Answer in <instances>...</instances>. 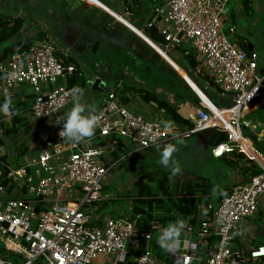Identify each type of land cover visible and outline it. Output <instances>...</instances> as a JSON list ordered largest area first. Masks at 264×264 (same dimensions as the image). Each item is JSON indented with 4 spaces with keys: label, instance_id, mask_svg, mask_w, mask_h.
<instances>
[{
    "label": "built area",
    "instance_id": "obj_1",
    "mask_svg": "<svg viewBox=\"0 0 264 264\" xmlns=\"http://www.w3.org/2000/svg\"><path fill=\"white\" fill-rule=\"evenodd\" d=\"M229 1L151 0L144 19L142 30H155L160 40L153 43L163 53L192 48L195 76L204 84L191 80L204 95L210 87L231 97L225 108L205 105L198 94V106L174 103L178 115L188 122L183 128L169 122L164 108L153 101L154 113L139 110L140 93L123 100L115 85L95 108L99 121L94 136L70 143L59 135L62 125L56 123L72 105L74 86L66 81L75 73V65L68 62L67 49L51 38L35 40L26 51L0 61V102L9 94L17 98L11 117L0 116V250L22 258L17 263L0 254V264H96L93 261L100 254L113 264H198L187 240L182 242L183 252L170 254L171 262L161 259L151 244L159 224L145 211L135 212L131 206L113 214L97 212L93 203L124 159H119L123 153L117 159L111 155L118 140L125 154L161 147L209 128L227 135L211 147L213 157L241 153L257 172L216 203L205 204L201 219L184 222L182 233L208 247L204 264L264 261V241L252 248L236 244L239 235L246 236L245 226L264 199V152L242 132V127L252 128L244 117L253 105H264L260 91L264 74L258 75L259 54L253 46L243 48L225 33ZM13 70L17 78L8 81L5 75ZM15 118L26 120L29 132L24 135L34 143L16 141L14 132H5L23 123H14ZM162 121L172 128L164 129ZM37 129L43 132L41 137ZM104 137L111 140L103 143ZM218 218L222 223H216Z\"/></svg>",
    "mask_w": 264,
    "mask_h": 264
},
{
    "label": "crops",
    "instance_id": "obj_2",
    "mask_svg": "<svg viewBox=\"0 0 264 264\" xmlns=\"http://www.w3.org/2000/svg\"><path fill=\"white\" fill-rule=\"evenodd\" d=\"M150 5L151 0H0V15L4 14L12 18H20L23 21L22 37L33 38V42L35 40L51 38L56 42L57 46L62 49H67L69 52V59L76 64V76L84 79L85 82V86L82 88L84 90L82 102L97 108L101 98L106 93L104 90L107 86H109L110 89L112 86L119 85L117 92L120 93V97L128 96L130 93L139 94L136 90L146 87L142 84H124L123 82L111 79L112 73H110L109 70V62L112 57L109 53L118 50H127L135 54L134 56L138 59L150 60L156 63L159 61L157 65H160L161 61H165L170 65L172 64L178 73L185 77L190 85L194 87V82L189 78L184 69L175 63L170 55L164 53L166 55L165 57L162 50L156 47L157 45L155 46L153 41L145 34L138 33V31L141 32L142 30L143 22L147 17ZM125 8L128 9V12H125ZM259 21H264V0H230L227 4L226 19L223 21V26L225 33L232 42L237 45L239 44L243 48L246 44H250L255 49L256 44L252 42V33L253 27L257 25ZM228 29H233V32L229 33ZM41 33H44V35H41ZM38 34H40V37L37 36ZM95 44L96 47L92 51V47ZM148 50L151 51L150 54H156V59L158 61L151 60L152 55H149ZM255 50L259 54L258 49L256 48ZM59 54L58 52L57 55ZM178 57H180V60L183 62V54H179ZM190 71L195 74V69ZM95 77L101 78V83H104L102 91L99 89L100 85H98V89H91L90 85ZM71 78L72 76H70L66 82L68 83ZM197 80L199 79L197 78ZM86 81H88L89 84H86ZM200 83L203 85V80L200 79ZM130 87L131 89L133 88V90L128 91L126 88ZM158 90L160 89H155V92L162 94V91ZM209 90L213 93L211 95L208 94L209 98L206 97L208 103L205 105H214L218 108H225L231 105L230 96H222L216 89L210 87L205 89V92ZM24 98L29 100V96L26 94H24ZM124 98L125 97H122L123 100ZM140 99L141 101H139L137 105L138 109L143 111L148 110L150 113H154L155 109L150 105L151 101H145L142 97ZM167 99L170 100V97ZM175 103L198 106L199 102L195 104L192 101L189 103L183 100ZM263 115L264 105L262 102H257L244 118L250 122L252 129H254L260 126L261 123H264L261 121ZM167 120L171 122L168 117ZM13 129L16 130V127ZM261 133L262 128H260L257 133L252 132V139L255 140ZM198 140L200 141V139ZM205 146L208 147V145ZM209 146L211 147V145ZM213 158L214 160L221 159L224 162V166L227 167L223 175L224 181L218 185L219 188L223 190V195L234 185L245 182L251 175V164L241 153L233 152ZM141 170L139 171L142 173ZM147 179H149V176L143 178L139 177L133 183L135 185H138L137 183L145 185L144 183ZM192 185H197V205L193 213L188 217H184L176 212L175 205L169 198H166L167 200L163 199L160 203L161 207L164 209V214L161 213V215L155 214V210L159 208H157L155 202H152V209H149L145 203H140V211H145V213L153 216V218L155 217V220L159 224V230L153 234L151 244L155 253L163 260L171 262L170 253L162 251L156 243V237L159 231L176 218L181 219L183 222H197L201 219L204 205L207 203H216L222 196L220 194H213L211 186L207 193H203L201 181H196V183L193 182ZM128 192L129 190L122 191L117 196L115 194L111 196L106 192L105 194L100 193L99 199L95 201L93 205L97 212H103L102 209L105 208L104 201L113 200V202L117 201L115 205L116 208H113V211H124L128 210L131 206L134 207L135 203H138V199L149 198L144 197L145 194H143L142 197L138 194L131 198L127 195ZM150 198L153 200L158 199L153 197ZM145 209H147V211ZM257 213L261 217L262 222H264V199L261 200ZM253 227H255V230H253ZM253 227H251L250 222L249 225L245 226L246 236L243 234L239 235L236 239L237 245L245 248H252L263 242L253 243L257 235H264V225ZM185 240L191 243V248L196 258L194 262L197 263L198 260V264H204L208 256V247L198 243L197 238L194 236L189 237L181 233V244L177 253L184 251L182 242ZM192 244H195L194 248ZM103 260H107L109 264H113L112 260L109 258L104 257L102 261ZM102 264H104V262ZM127 264L132 263L128 262Z\"/></svg>",
    "mask_w": 264,
    "mask_h": 264
},
{
    "label": "rangeland",
    "instance_id": "obj_3",
    "mask_svg": "<svg viewBox=\"0 0 264 264\" xmlns=\"http://www.w3.org/2000/svg\"><path fill=\"white\" fill-rule=\"evenodd\" d=\"M141 33L147 34V30H143ZM252 42L256 44L255 49L257 48L259 51L258 75L260 76L264 74V21H259L258 24L253 27ZM6 44L7 41L1 42L0 49H2ZM184 48L189 49V46L182 47V49ZM182 49H176L172 51L170 53V57L175 61V63H177L188 73V76L192 77V80L195 82L197 81V83L200 84V80H197L195 76L196 73L194 74L191 72L190 69L185 66V64L182 65L183 62L178 58V55L182 53ZM148 52L149 55H152L151 60L158 61L156 59L155 53L150 54V50H148ZM109 55L112 57H110L112 60L110 59L109 62V70L110 73H112L111 79H114L118 82H123L124 84L136 83L137 85L142 84L149 88L160 89L162 91V94H160L162 97L165 99L170 97V100H167L172 106L175 105V102H181L183 100H189L191 102L192 96H190L185 91V85L179 79L181 77L179 76L177 70H175L176 68L171 66L169 63L161 61V64L157 65L159 61L156 63L151 62L150 60L138 59L136 56H134L135 54L127 50L110 52ZM108 89L109 86L106 87L104 92H107ZM207 92L209 95L213 93L210 90ZM129 96L133 98L134 93H130ZM16 99L17 98L14 97L12 98V101L15 102ZM261 121L264 122V116H262ZM23 122H26V120H23ZM260 128L261 125L255 127L254 129H246L242 127L243 135L249 137V139L253 142L254 147H259L261 145L252 139V132L257 133ZM28 132L29 128L27 127V124L21 123L13 133V137L16 141L18 140L22 143H34L35 140L24 135V133ZM42 133L43 132L41 129H37V137H41ZM9 136H11V134H9ZM196 136L197 134L192 136H184L167 143L176 144L178 148V151L174 155L175 159L181 166V171L175 176L171 175L169 169L163 168L157 163L159 158V149L167 144L162 147L142 150L139 152L130 150L132 152L129 151L130 156L127 158L125 155L129 154V152L125 154L123 152V155L119 159L122 157H124V159H122L119 165L111 171L100 193L105 194L106 192L111 196L113 194L117 196L120 194V192L129 190L127 195H129L131 198L135 197L138 195V185H135L133 182L139 177L143 178L149 176V179H147L144 184L148 185L150 194H145L144 197H162L163 195L161 192H156V189L158 180L162 179L164 175L170 183H177L178 190L180 189L182 183L184 184L188 181L196 183V181L200 182L201 179H205L206 182L211 186L212 191L213 187L223 183V175L224 172H226L227 167L224 166V162L221 159L214 160L210 153L212 146L206 147L203 142L200 143ZM246 142L248 143V141ZM36 145L38 146L39 144ZM139 170H141L142 173ZM164 200L167 199L164 198ZM104 202L105 208H103L102 211L104 213H115L113 208H116L115 205L117 201L113 202V200H109ZM156 206L159 208L155 210V214H164L163 207H161L159 203H156ZM249 222L251 227L264 225V222H262L261 217L257 212L249 218ZM253 228V230H255V227ZM261 241H264V235H257L253 243H260ZM6 259L11 261L10 258ZM102 259H104V256L100 254L94 259L93 262L96 264H102L103 262L104 264H109L107 260L102 261ZM258 264H264V261L259 262Z\"/></svg>",
    "mask_w": 264,
    "mask_h": 264
},
{
    "label": "trees",
    "instance_id": "obj_4",
    "mask_svg": "<svg viewBox=\"0 0 264 264\" xmlns=\"http://www.w3.org/2000/svg\"><path fill=\"white\" fill-rule=\"evenodd\" d=\"M23 21L20 18H12L9 15H0V43L7 41V44L0 50V61L5 59L7 56L19 53L22 51H26L29 46L33 43V38L30 37H22L23 31H22ZM151 41L154 43H157L158 40H160V37H158L155 33V30L149 29L147 30V34H145ZM9 41V42H8ZM183 54V64L187 66L190 70H194L196 67V63L194 61L192 48H184L182 49ZM69 63H73L75 65V73L72 75V78L69 80L68 85L74 86V87H80L83 88L85 86L84 79L78 78L77 75V67L76 64L73 61H68ZM188 74V73H187ZM191 79L192 77L189 76ZM181 82L184 83V81L179 78ZM128 91L133 90V88H126ZM135 90V89H134ZM142 95V98L145 101H153L155 102L159 107L164 108L166 111L168 119L175 125L179 126L180 128H183L187 125V121H185L183 118H181L178 113L175 106L170 105L169 101L162 97L160 94L155 92V89L144 87V88H138L136 90ZM205 95L208 97V92H205ZM125 97L124 99L127 100L128 96H122ZM209 98V97H208ZM191 101L195 104L198 102V98L196 96H193L191 98ZM16 122H23L20 118H15L14 123ZM24 123V122H23ZM6 133L15 132L13 128L6 129ZM110 138L104 137L103 143H106L110 141ZM124 152V144L118 140L117 147L112 151V158L117 159L122 153ZM250 173L254 174L257 172V168L255 165H250ZM201 187L202 192L207 193L210 189V185L206 182L205 179H201ZM157 185V191L161 192L163 195L162 197H158V199L153 200L152 198L148 199H138V203L134 205L133 210L135 212H138L141 210L140 203H145L149 209H152L153 203H161L164 198H169L171 201H173L176 212L181 214L184 217H188L191 215L194 211L195 206L197 205V185L193 186L191 181L185 182L184 184H181L180 189L178 190L177 183H170L165 175L162 179L158 180ZM138 184V194L140 197L143 196V194H150L149 187L146 185ZM146 186V187H145ZM155 195V194H153ZM149 217L151 215H148ZM0 254H3L5 260L6 258H10L11 261L14 262H21L22 258L16 254H13L11 252H8L4 249L0 250Z\"/></svg>",
    "mask_w": 264,
    "mask_h": 264
},
{
    "label": "clouds",
    "instance_id": "obj_5",
    "mask_svg": "<svg viewBox=\"0 0 264 264\" xmlns=\"http://www.w3.org/2000/svg\"><path fill=\"white\" fill-rule=\"evenodd\" d=\"M185 71V70H184ZM17 71H9L5 75L8 81H14L17 78ZM72 106L65 114L56 119L57 124L62 125L59 135L63 140L70 143L78 144L85 138L94 136L98 127L99 116L96 114L95 108L82 102L84 90L80 87H73L70 91ZM12 97L7 95L3 102H0V116L10 118L12 115ZM164 129H171L172 125L167 121L161 122ZM264 135V133H262ZM154 139V138H153ZM139 150V149H137ZM178 151L177 145L169 143L159 149L157 163L166 169H169L172 176L181 171L179 162L175 159V153ZM213 194L223 195V190L219 186L212 189ZM217 224L222 223V218H218ZM184 228V222L176 218L163 227L158 236L156 243L158 247L167 253H175L181 244V233Z\"/></svg>",
    "mask_w": 264,
    "mask_h": 264
},
{
    "label": "water",
    "instance_id": "obj_6",
    "mask_svg": "<svg viewBox=\"0 0 264 264\" xmlns=\"http://www.w3.org/2000/svg\"><path fill=\"white\" fill-rule=\"evenodd\" d=\"M41 35H44V33H41ZM37 36L40 37V34H38ZM95 47H96V44L92 47V51L94 50ZM179 76L184 80L185 91L190 96H192V97L196 96L197 97L198 93L193 89V87L189 84V82L185 79V77H183L180 74H179ZM86 84H89V82L86 81ZM98 85H100L99 89H101V91H102V87L104 86V83H101V78L95 77L93 79L90 87H91V89H98ZM260 91H261V93H264V78L262 80V85H261ZM185 101L191 103L189 100H185ZM261 128H262V133H264V123H262ZM262 133L259 137H256L255 142L261 145L258 148L264 152V135H262ZM226 136L227 135L225 132L219 131V130L214 129V128L205 129V130L197 133V138L200 139V141L203 142L204 145H208V146L209 145L216 146L217 144H219L223 140H226Z\"/></svg>",
    "mask_w": 264,
    "mask_h": 264
},
{
    "label": "bare ground",
    "instance_id": "obj_7",
    "mask_svg": "<svg viewBox=\"0 0 264 264\" xmlns=\"http://www.w3.org/2000/svg\"><path fill=\"white\" fill-rule=\"evenodd\" d=\"M138 33H141L140 31H138ZM142 34V33H141ZM163 55L166 57V55L163 53ZM194 90L198 93V95L201 97V99H202V101H203V103L204 104H207L208 102H207V98H206V96L200 91V89L196 86V85H194ZM185 110L187 109V106L184 108ZM183 111V110H182ZM244 143H245V145H249L247 142H246V140L244 141Z\"/></svg>",
    "mask_w": 264,
    "mask_h": 264
}]
</instances>
